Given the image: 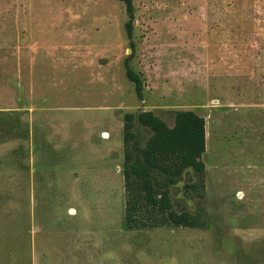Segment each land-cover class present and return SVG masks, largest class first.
Wrapping results in <instances>:
<instances>
[{
  "label": "rangeland",
  "instance_id": "1",
  "mask_svg": "<svg viewBox=\"0 0 264 264\" xmlns=\"http://www.w3.org/2000/svg\"><path fill=\"white\" fill-rule=\"evenodd\" d=\"M133 5L0 0V264H264V0ZM187 109L205 171L156 185L203 225L129 228L124 116Z\"/></svg>",
  "mask_w": 264,
  "mask_h": 264
},
{
  "label": "trees",
  "instance_id": "2",
  "mask_svg": "<svg viewBox=\"0 0 264 264\" xmlns=\"http://www.w3.org/2000/svg\"><path fill=\"white\" fill-rule=\"evenodd\" d=\"M126 3L128 21L126 31L129 38L134 33L133 0ZM130 47L134 48L131 42ZM126 73L134 83L137 95L144 97V80L129 60ZM175 122L169 126L153 111H140L137 115L128 112L124 116V178L126 186L125 220L129 228L159 227L166 224L196 227L203 225L199 216L174 209L169 190L158 189L159 175H166L173 182L175 177L193 167L199 173L205 171L202 159L206 151L205 118L191 109L175 112ZM149 128L152 134L144 145L135 142V121ZM132 144V145H131ZM131 145V146H129Z\"/></svg>",
  "mask_w": 264,
  "mask_h": 264
}]
</instances>
